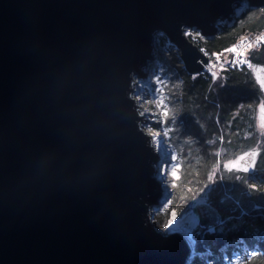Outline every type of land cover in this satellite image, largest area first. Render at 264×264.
I'll return each mask as SVG.
<instances>
[{
  "label": "water",
  "instance_id": "water-1",
  "mask_svg": "<svg viewBox=\"0 0 264 264\" xmlns=\"http://www.w3.org/2000/svg\"><path fill=\"white\" fill-rule=\"evenodd\" d=\"M243 5L264 0H0V264H187L186 239L152 222L159 156L135 78L158 35L204 70L184 31L213 38Z\"/></svg>",
  "mask_w": 264,
  "mask_h": 264
},
{
  "label": "trees",
  "instance_id": "trees-1",
  "mask_svg": "<svg viewBox=\"0 0 264 264\" xmlns=\"http://www.w3.org/2000/svg\"><path fill=\"white\" fill-rule=\"evenodd\" d=\"M263 26L264 9L243 5L233 19L219 24V31L213 38L200 42L190 38L210 59L216 54L221 64L215 72L202 70L195 74L183 68L178 51L166 38L157 36V56L152 67L155 72L167 75L166 89L172 98L168 106H173L175 112L176 127L167 131V135L173 148L180 150L184 177H191L192 186L198 191L205 186V172L218 158H231L258 145L259 161H264V140L256 128L260 86L250 68L229 64L233 55L230 49L236 39L257 32ZM245 56L251 67L264 66V40L248 47ZM169 115L165 123L172 119V114ZM183 141L185 145L180 148L179 143ZM184 148L188 151L182 155ZM197 168L199 174L195 175L193 172ZM236 176L240 177V173ZM227 178L222 186L215 176V183L207 192L222 222L211 231L199 229L193 234L195 255L187 264H228L234 258L242 260L241 264H264V207L251 208L249 200L243 198L240 202L246 212L238 216V210H230V204H221L222 187L228 185L225 189L229 193L235 190Z\"/></svg>",
  "mask_w": 264,
  "mask_h": 264
},
{
  "label": "rangeland",
  "instance_id": "rangeland-1",
  "mask_svg": "<svg viewBox=\"0 0 264 264\" xmlns=\"http://www.w3.org/2000/svg\"><path fill=\"white\" fill-rule=\"evenodd\" d=\"M184 34L189 40L191 38L197 42L205 39L194 29H186ZM169 45L174 48L170 43ZM215 59H210L208 62L209 69L211 71L214 70V72L218 64H220L218 62L219 57ZM257 79L264 93V81L261 77ZM168 82L169 80L166 74L161 75L155 72L152 67L150 72H145L143 75H140V77L135 78L138 89L134 91V97L138 99V104H143L145 108L143 109V115L147 124L143 125V127H147L146 131L148 132L161 134V146L164 148L163 150L166 155L163 161L161 159L159 160V164H154L156 172L159 167L162 168L164 172L163 182L165 183L161 181L158 182L161 189L163 188L164 192H167V194L164 193L161 204L152 209V221L162 230L170 228L172 232L180 233L186 239L189 247H191V258H193L195 255L193 250L195 241L193 234L197 233L199 229L211 231L222 222L220 218L215 226L201 228L198 226V218L195 213V207L197 205L201 203L211 204L207 197V192L211 189L212 183H215V176L222 186L225 185V177H228V182L230 181V184L234 187V193H229L228 190L225 189L228 188V185H226L227 187H222L223 192L219 202L223 205L230 204V210L237 209L238 216L246 212V208H243L240 202L243 198L249 200V207L251 208L264 207V184L261 183L260 177L253 174V165L241 164L239 162V158L245 155V151L241 154H235L234 157L225 158L224 160H219L218 158L213 166L205 172L206 177L203 179L205 184L203 190L198 191L193 188L191 183L192 178L188 176L186 178L184 177V170L181 163L182 156L179 153L180 150L178 151L173 148L167 135V131L176 127L175 118L173 117V114H175L172 109L173 106H168V100L172 99L171 96H169L170 93L168 89H166ZM141 111L142 110H140V113L142 114ZM168 114H170L169 116L172 114V119H170L168 123H165ZM256 124L258 133L262 134L261 138L264 140V97H262V101L257 106ZM179 145L180 148H183L182 146L185 145L184 141L179 143ZM256 147L253 149L258 150ZM185 151L188 150L184 148L181 154L185 155ZM237 173H240V177L236 176ZM193 174L198 175L199 169L197 168ZM205 215H207V213H205ZM241 263L242 260L234 258L228 264ZM183 264H186V262Z\"/></svg>",
  "mask_w": 264,
  "mask_h": 264
},
{
  "label": "built area",
  "instance_id": "built-area-1",
  "mask_svg": "<svg viewBox=\"0 0 264 264\" xmlns=\"http://www.w3.org/2000/svg\"><path fill=\"white\" fill-rule=\"evenodd\" d=\"M257 37H260V39L258 40ZM262 40H264V26L262 27L261 30H259L257 32H249L247 34L240 35L236 39L234 47L237 48L238 52L243 53V55L242 56H237L236 54L233 53L229 64L231 66H240V67L250 68L251 67V62L245 56V51L248 48L247 45L249 43L257 44L259 41H262ZM213 55H214L215 58L217 57L216 54H213ZM234 57H235V60H233ZM209 60H210V58L208 57V62H209ZM218 65H221V64H218ZM203 68H204V70H206L208 72H212L209 69L208 63L203 65Z\"/></svg>",
  "mask_w": 264,
  "mask_h": 264
},
{
  "label": "flooded vegetation",
  "instance_id": "flooded-vegetation-1",
  "mask_svg": "<svg viewBox=\"0 0 264 264\" xmlns=\"http://www.w3.org/2000/svg\"><path fill=\"white\" fill-rule=\"evenodd\" d=\"M250 71L252 72V75L255 77L257 83L260 86V91H261L260 92V95H261L260 102H261L262 101V97H264V93H263V90L261 88V84H260V82H258L259 80L257 78L261 77V79L264 81V66H253V67H250ZM254 147H256V146H254ZM241 153L242 152H240L239 154H241ZM259 156H260L259 150L248 149V150H246L245 155L241 156L239 158V162L241 164H251V165H253V172H254V174H256L255 176L260 177L261 183L264 184V177H263L264 169H262L263 166H264V161H259Z\"/></svg>",
  "mask_w": 264,
  "mask_h": 264
},
{
  "label": "bare ground",
  "instance_id": "bare-ground-1",
  "mask_svg": "<svg viewBox=\"0 0 264 264\" xmlns=\"http://www.w3.org/2000/svg\"><path fill=\"white\" fill-rule=\"evenodd\" d=\"M141 75H143V74H141ZM137 81V80H136ZM138 89V85L135 83L134 84V91H136ZM136 100H138V99H136ZM139 106H140V110H142L141 112H142V116L144 117V115H143V109H145L144 108V106H143V104L142 105H140L139 104ZM145 119V118H144ZM147 128V127H146ZM146 128H144V131L150 136V139H151V141H152V143H153V145H154V148H155V151H156V153H157V155L159 156L158 158H157V162L156 163H159V160H161L162 159V161L164 160V158H165V153H164V148L161 146L162 144H161V134H159V133H152V132H148V131H146ZM164 167V166H163ZM167 173V172H166ZM155 178H156V180L157 181H161V182H163L164 181V172H163V170H162V168H160L159 167V169L157 170V172H156V174H155ZM169 182V181H168ZM163 183H165V182H163ZM166 188V187H165ZM160 189H161V187H160ZM164 189L162 188L161 190H160V193H159V196L160 197H162L163 195H164ZM165 194H167V192L165 193ZM161 204V203H160ZM158 206V205H157ZM153 222V221H152ZM201 225H202V223H201ZM155 226H156V228L159 230V231H161V233H164V234H170V233H174V232H172V230L169 228H167V229H164V230H162V229H160L159 227H157V225L155 224ZM191 247H189V251H188V257H190L191 256Z\"/></svg>",
  "mask_w": 264,
  "mask_h": 264
},
{
  "label": "snow or ice",
  "instance_id": "snow-or-ice-1",
  "mask_svg": "<svg viewBox=\"0 0 264 264\" xmlns=\"http://www.w3.org/2000/svg\"><path fill=\"white\" fill-rule=\"evenodd\" d=\"M257 39L259 40L260 37H257ZM247 47H249V48L252 47V44L249 43V44L247 45ZM230 51H231L232 53L236 54L237 56H242V55H243V53H240V52L237 51V48H236V47H233L232 49H230ZM233 60H235V57L233 58Z\"/></svg>",
  "mask_w": 264,
  "mask_h": 264
}]
</instances>
